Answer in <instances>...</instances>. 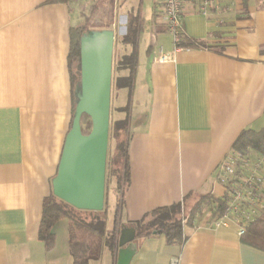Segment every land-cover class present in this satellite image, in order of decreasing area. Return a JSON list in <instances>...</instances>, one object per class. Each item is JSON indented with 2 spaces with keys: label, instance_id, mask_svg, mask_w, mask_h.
I'll list each match as a JSON object with an SVG mask.
<instances>
[{
  "label": "crops",
  "instance_id": "obj_1",
  "mask_svg": "<svg viewBox=\"0 0 264 264\" xmlns=\"http://www.w3.org/2000/svg\"><path fill=\"white\" fill-rule=\"evenodd\" d=\"M162 1L0 0V264H73L67 226L60 236L53 226L48 250L37 235L73 107L70 29L90 20L97 26L88 29H111L114 61L132 51L119 42L131 17L139 25L132 81L112 86L111 118L128 120L118 235L122 225L136 232L126 251L116 244L88 264H264V250L244 243L233 220L213 221L208 206L183 224L180 242L146 227L154 209L202 195L222 199L218 165L243 129L264 125V0H182L188 45L176 48ZM119 24L126 25L120 34ZM75 72L76 101L80 58ZM115 201L107 196V228Z\"/></svg>",
  "mask_w": 264,
  "mask_h": 264
},
{
  "label": "trees",
  "instance_id": "obj_2",
  "mask_svg": "<svg viewBox=\"0 0 264 264\" xmlns=\"http://www.w3.org/2000/svg\"><path fill=\"white\" fill-rule=\"evenodd\" d=\"M51 1L68 2L69 0ZM242 3L243 6H246L247 0H242ZM138 29V19L136 17H131L127 24V31L120 38L119 42L131 45L132 51L119 56L113 62L112 86L114 90L129 88L131 86ZM86 30H88V27L71 28L69 34L70 47L67 60L71 77V94L73 97L69 128L71 126L76 102L75 80L77 72L75 74L74 69H78L79 66L80 38ZM180 44L188 45L187 40L183 36ZM111 110L103 209L100 211H89L88 218L81 217L79 214L80 210L54 196L51 189L49 194L45 196L41 202V216L37 230L38 238L43 242L47 250L51 249L55 243L53 226L58 220L66 218L69 222V248L73 264H88L89 260L92 259L90 255L91 243L85 241L81 243L77 241V236L74 233L75 226L81 227L85 231V234L98 240V252H100L102 248H106L113 253L117 244V209L122 201L123 190L129 182L128 120L127 116L120 119H112ZM80 124L81 132L87 134L91 127L89 116L82 114ZM231 151L240 155L250 152H255L260 155L264 154V125L257 131L250 128L243 129L234 140ZM111 187L114 188L116 193V210L113 227L107 228V191L108 188ZM187 201L188 199H185L182 203L154 209L150 212V220L146 227H154L156 231L164 234L168 242H180L185 237L183 224L191 223L195 216L201 213L204 207H210L211 219L213 221L220 219L226 210L225 201L223 199L213 198L210 195H202L195 200L184 223L182 222L183 217H179V215L181 214L182 205ZM142 227L141 223L140 228ZM240 239L248 245L264 250V210L259 217L246 226L244 232L240 235ZM97 256H93V259H96Z\"/></svg>",
  "mask_w": 264,
  "mask_h": 264
},
{
  "label": "water",
  "instance_id": "obj_3",
  "mask_svg": "<svg viewBox=\"0 0 264 264\" xmlns=\"http://www.w3.org/2000/svg\"><path fill=\"white\" fill-rule=\"evenodd\" d=\"M114 33L88 29L80 38V85L71 126L67 131L55 175L54 196L79 210L104 207L106 160L109 140ZM89 116L91 127L81 132L80 118ZM135 227L122 225L117 237L119 254L134 239Z\"/></svg>",
  "mask_w": 264,
  "mask_h": 264
},
{
  "label": "built area",
  "instance_id": "obj_4",
  "mask_svg": "<svg viewBox=\"0 0 264 264\" xmlns=\"http://www.w3.org/2000/svg\"><path fill=\"white\" fill-rule=\"evenodd\" d=\"M206 5L207 0H203V6ZM162 20L174 47H178L183 30L182 0H163ZM157 60H167L162 47L159 48ZM217 178L225 186L222 199L226 210L216 223L231 219L238 225L241 235L246 226L264 210V154L253 157L251 152L240 155L230 151L218 165ZM170 264L177 262L172 261Z\"/></svg>",
  "mask_w": 264,
  "mask_h": 264
},
{
  "label": "rangeland",
  "instance_id": "obj_5",
  "mask_svg": "<svg viewBox=\"0 0 264 264\" xmlns=\"http://www.w3.org/2000/svg\"><path fill=\"white\" fill-rule=\"evenodd\" d=\"M71 6H73V4H71ZM105 10H106V8H104ZM109 11H110V8H109ZM88 28H91V27H94V26H97L95 23H93V20H90L89 21V23H88ZM126 25L125 24H119V26H118V30H117V33L118 34H120V32H121V29L123 28V27H125ZM115 53H116V51H115ZM114 62V61H113ZM113 68V67H112ZM75 70V69H74ZM75 74H76V72H75ZM107 193H108V196H109V198H111L113 201H115V198H116V193H115V191H114V188H108V191H107ZM195 203V200H190L189 202L187 201V202H185L183 205H182V210H181V214L179 215V217H183V218H186L188 215H189V213H190V210L192 209V207H193V204ZM113 204V203H112ZM79 210V209H78ZM89 211H91V210H80V212H79V214L81 215V217H86V218H88V216H89ZM107 218H108V220H110V211L109 210H107ZM182 218V219H183ZM109 223V222H108ZM67 226V228L69 227V222H68V220L66 219V218H64V219H60V220H58L56 223H55V225H54V231H56V232H59V236H60V234H61V231L63 230V228H65ZM74 233H75V235L77 236V241L78 242H83V241H85V242H88V243H91V249H90V255H91V258L92 259H90L89 260V262H94V261H98L101 257H102V259H103V254H102V252H104L105 251V248H102L101 250H100V252H98L97 250V248H98V240L96 239V238H93V237H90V236H88L87 234H85V231L81 228V227H79V226H75L74 227ZM68 234H69V232H68ZM102 250H104V251H102ZM98 252V253H97ZM98 255V256H97ZM107 255V254H106ZM93 256H97V258L96 259H93ZM105 257V256H104ZM106 258V257H105ZM102 259H100V260H102Z\"/></svg>",
  "mask_w": 264,
  "mask_h": 264
}]
</instances>
